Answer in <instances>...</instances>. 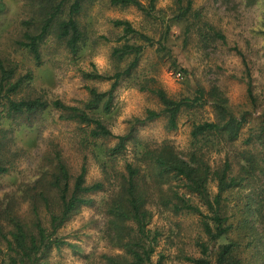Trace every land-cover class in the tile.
Masks as SVG:
<instances>
[{
	"label": "rangeland",
	"instance_id": "374dc122",
	"mask_svg": "<svg viewBox=\"0 0 264 264\" xmlns=\"http://www.w3.org/2000/svg\"><path fill=\"white\" fill-rule=\"evenodd\" d=\"M188 1L183 0V6ZM191 1V12L184 20L176 21L177 0H156L150 15L135 6H115L111 0H86L78 16L86 43L78 54L74 55L58 37V22L68 18L64 13L56 18L42 43L38 63L18 42L24 39L28 23L37 26L41 14H46L44 8L34 0H0V59L6 60V66L16 68L17 78L31 75L18 99L42 97L49 104L59 100L84 108L91 98L89 89L109 92L115 82L90 79L87 75L113 77L128 69L134 60L126 57L119 61L114 55V50L127 41L123 27L116 22L127 21L136 31L155 40L152 45L136 41L144 46L142 55L132 74L119 80L111 111L105 113L102 108L100 113H92L108 123L113 137L92 139L93 127L63 119L65 114L52 106L34 115L2 121L1 128L9 134L5 151L0 149V160L10 171L0 173V202L5 194H15L18 216L32 231L34 214L32 206L22 202V186L42 176L41 169L51 161L50 157L60 155L74 177L85 167L86 184L104 185L102 190L86 195L89 203L79 206L57 231L56 236L65 244L49 249L42 257L44 264H106V256L124 254L114 243L117 231L113 225L119 208L125 206L122 180L130 164L140 168L138 184L147 196L145 208L150 212L148 229L158 234L154 261L164 255V264H191L185 257H199L197 242L207 241L202 217L186 210L178 213L169 203L177 202L180 196L190 199L205 214L208 212L178 178L155 175L154 166L145 161L144 153L155 151L160 155L168 150L173 155L167 157L190 162L196 154L211 168V174L222 172L230 160L229 175L237 177L242 162L237 158L242 153L256 155L261 150L257 136L264 129V0ZM139 2L148 10L151 8L150 0ZM250 88L253 98L249 96ZM158 89L174 100H193L202 95L204 102L196 108L183 109L177 128L171 129L166 113L146 121L149 110L157 113L164 110L153 92ZM221 105L232 116L246 118L239 138L233 145L213 137L208 143L203 138L197 142L192 134L194 127L223 118ZM126 135L129 137L125 148L113 154L112 149L119 144L118 137ZM251 137L253 142L248 143ZM49 167L51 163L46 168ZM210 178L208 187L214 196L218 181L212 175ZM247 196L253 198L254 207L259 209L253 217L257 253L248 262L264 264V219H261V215L264 218V176L257 175L252 187L227 194L230 209L234 210L235 204L245 205ZM58 197L55 194L51 198V212L44 205L39 208L46 227L52 212L59 213ZM131 222L130 228L136 230L137 225ZM10 229L9 226L7 230ZM224 243L226 240H221L211 248Z\"/></svg>",
	"mask_w": 264,
	"mask_h": 264
},
{
	"label": "trees",
	"instance_id": "16d2710c",
	"mask_svg": "<svg viewBox=\"0 0 264 264\" xmlns=\"http://www.w3.org/2000/svg\"><path fill=\"white\" fill-rule=\"evenodd\" d=\"M39 1L38 5L44 8L45 15L41 14V19L37 26L28 23L29 28L24 33V39L18 42L22 49L30 52L35 60L41 61V45L50 33L56 18L66 13L67 19L58 22V37L65 41L68 49L77 55L82 44H85L84 33L80 28L78 16L83 10L86 0H34ZM115 6H135L148 15L155 7L156 0H150L149 10L145 8L139 0H111ZM183 0H177L179 7L174 19L176 21L184 20L191 12L192 1L189 0L186 6H183ZM36 22V21H35ZM34 23V22H33ZM116 25L123 27L126 42L122 47L114 50V55L119 61L126 57H134L128 69L115 74L113 77H105L99 74L87 75L90 79H109L114 80L109 92H99L91 88V98L84 108L69 106L57 100L49 104L42 97H26L18 99L17 95L21 92L25 81L31 79L27 74L20 78L16 77V68L6 66V60L0 59V149L5 151L6 141L9 132L1 128L2 121L6 118L15 116L34 115L46 110L50 106L65 114L62 116L65 120L76 121L80 124L93 127L90 131L92 139H104L113 137V133L108 123L99 115L92 113H105L111 111L114 100V92L118 86L119 80L124 76H129L138 66L139 57L142 55L144 46L137 45L136 41L142 40L148 45L154 43V39L143 32L136 31L132 24L127 21H118ZM188 33V32H186ZM162 44V41L159 42ZM164 49H166L164 47ZM162 103L164 110L162 113L149 110L146 121H153L166 113L169 117V126L171 129L177 128V119L183 109L196 108L202 105L203 96L198 95L193 100L182 99L174 100L168 97L162 90H153ZM249 96L253 98L252 90L249 89ZM222 108L223 118H217L215 121L205 122L194 127L193 138L200 142H209L210 138H216L227 145H233L240 136L242 127L246 123V118L241 119L229 114L228 110ZM129 135L119 136V144L112 149L113 154L122 151L125 148V142ZM257 139L260 140L261 150L256 155L242 153L237 158L241 160L239 176L229 175L231 168L230 160H227L222 172L215 171L211 174V168L204 161L198 159L196 154L192 155V160L185 161L181 158L167 157L172 152L166 150L157 155L155 151L144 153L145 161H150L154 166L155 175H173L184 183L190 195L199 198L208 214H205L201 208L194 206L190 199L178 196L177 202H171L172 208L176 212L186 210L189 213L198 214L202 218L203 234L206 236V242H197L200 251L199 257L186 256L185 259L191 264H250V256L257 253L256 225L254 218L256 209L255 201L247 196L248 202L235 204L234 210L230 209V199L227 194L240 188L252 187L253 180L257 175L264 176V129L260 132ZM253 142V137L248 143ZM173 155V154H172ZM48 159V158H47ZM51 167L48 164L42 167V176L34 182L23 185L21 198L23 203L32 206L31 211L34 214V231L29 229L27 223L18 216L17 198L15 194H5L4 201L0 202V264H44L42 257L53 246L61 248L65 244L56 236L57 231L68 221L79 206L89 203L85 196L104 188L102 183L92 185L86 184V168L83 167L81 173L76 177L70 174L66 164L62 161L60 155L50 157ZM10 170L4 166L0 160V173H8ZM218 181V192L212 195L209 191L210 176ZM140 168L133 165L127 166V174L123 177L122 190L125 205L119 208L117 219L113 225L116 232L115 242L117 247L124 250L121 256H106V264H164V255H161L158 261H154L155 245L158 244V234H152L148 229L150 212L146 210L147 196L142 192V186H139ZM57 194L59 213L52 212L49 226L46 227L39 214L40 206L44 205L51 212V203L53 195ZM23 195V196H22ZM19 200V198H18ZM261 202V201H260ZM118 210V209H117ZM230 210L232 213H230ZM259 218V217H258ZM261 219L263 215H261ZM132 221V222H131ZM137 225L135 230L130 228L128 223ZM10 230H7L8 227ZM133 233V234H132ZM127 234V235H125ZM261 235V232H260ZM263 236V234H262ZM221 240L226 243L218 248L215 246ZM2 242V243H1ZM264 244V241H263ZM247 255V256H246Z\"/></svg>",
	"mask_w": 264,
	"mask_h": 264
}]
</instances>
